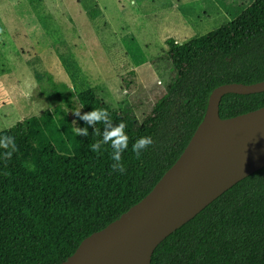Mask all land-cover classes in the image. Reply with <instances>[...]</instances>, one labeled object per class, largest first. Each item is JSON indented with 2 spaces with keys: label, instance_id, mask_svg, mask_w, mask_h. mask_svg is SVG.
<instances>
[{
  "label": "trees",
  "instance_id": "16d2710c",
  "mask_svg": "<svg viewBox=\"0 0 264 264\" xmlns=\"http://www.w3.org/2000/svg\"><path fill=\"white\" fill-rule=\"evenodd\" d=\"M175 77L140 126L94 88L0 131V264H61L87 236L154 188L205 117L212 91L264 81V0L179 43ZM76 97L81 112L66 106ZM264 106V92L228 93L220 115ZM151 264H264V167L242 179L156 248Z\"/></svg>",
  "mask_w": 264,
  "mask_h": 264
},
{
  "label": "rangeland",
  "instance_id": "374dc122",
  "mask_svg": "<svg viewBox=\"0 0 264 264\" xmlns=\"http://www.w3.org/2000/svg\"><path fill=\"white\" fill-rule=\"evenodd\" d=\"M252 1L0 0V131L60 103L54 86L94 88L140 126L175 77L166 40L204 35Z\"/></svg>",
  "mask_w": 264,
  "mask_h": 264
},
{
  "label": "water",
  "instance_id": "95a60500",
  "mask_svg": "<svg viewBox=\"0 0 264 264\" xmlns=\"http://www.w3.org/2000/svg\"><path fill=\"white\" fill-rule=\"evenodd\" d=\"M264 92V81L215 88L204 119L154 188L87 236L61 264H151L157 246L233 185L264 167V106L222 118L228 93Z\"/></svg>",
  "mask_w": 264,
  "mask_h": 264
}]
</instances>
